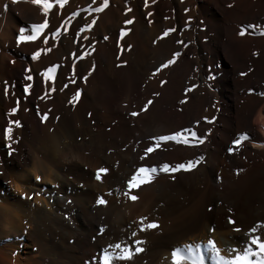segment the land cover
<instances>
[{
  "label": "bare ground",
  "instance_id": "bare-ground-1",
  "mask_svg": "<svg viewBox=\"0 0 264 264\" xmlns=\"http://www.w3.org/2000/svg\"><path fill=\"white\" fill-rule=\"evenodd\" d=\"M131 1L129 17L136 19L119 38L121 17H112L110 6L94 15L92 29L75 35L92 22L79 11L92 0H68L64 8L53 3L47 18L31 0H0V128L10 102L19 104L13 115L21 118V127L13 128L14 143L0 135V264H99L101 249L117 241L144 251L112 264H160L161 258L171 264L174 248L212 239L219 249L231 234H245L244 226L264 230V96L257 94L264 92V36L259 35L264 31V0L151 1V23L144 17L143 0ZM73 11L78 16L65 31V19ZM185 17L192 24L189 31L183 29ZM38 23L48 26L35 41L17 45L19 28L30 35L27 25ZM248 24L258 27L237 35ZM57 27L61 32L53 37ZM232 27L236 33L231 35ZM167 28L175 31L154 44ZM118 39L123 46L119 59ZM37 50L41 55L32 61ZM177 51L176 62L149 79ZM80 53L83 59L77 58ZM52 65L57 73L45 82L40 72ZM25 67L32 81L23 79ZM209 74L214 79L205 83ZM82 76L86 82L80 81ZM160 80L166 84L161 86ZM28 83L32 87L25 96ZM192 84L197 87L185 93ZM76 89L81 95L70 105ZM149 99V110L128 115ZM45 113L41 123L39 116ZM202 113L216 119L207 124ZM253 115L261 124L257 131L248 127ZM185 128L198 136L211 131L197 147L169 142L139 159L150 137ZM234 133L248 139L228 154ZM10 145L11 155L6 154ZM198 155L205 160L193 171L155 176L149 190L144 192L142 185L130 193L138 194L136 201L124 195L125 181L136 167L175 164ZM98 167L109 170L99 182L94 179ZM97 195L106 197V206L95 205ZM141 217L145 223L159 219L160 228L140 232ZM229 217L235 219L234 227L227 223ZM100 227L105 228L102 234ZM137 240L144 243L135 245ZM201 255L212 260L210 251L201 248Z\"/></svg>",
  "mask_w": 264,
  "mask_h": 264
},
{
  "label": "snow or ice",
  "instance_id": "snow-or-ice-1",
  "mask_svg": "<svg viewBox=\"0 0 264 264\" xmlns=\"http://www.w3.org/2000/svg\"><path fill=\"white\" fill-rule=\"evenodd\" d=\"M13 3L16 2V0H12ZM156 0H152V3H155ZM31 3L33 5H36L39 7L40 12L45 18H47L49 14V10L53 8V3L57 5L59 8H64V6L68 3V0H31ZM97 0H92V4H89L87 7L80 9L81 12L89 13L90 15L92 13L99 14L103 10H105L109 6V0H99L98 6L93 7V4H96ZM231 6V5H230ZM144 7H148V0H144ZM130 9L125 7V13L129 12ZM185 12H188V9H184ZM59 15V13H57ZM152 13L149 12L148 16H151ZM78 16L77 11H73L70 14V18H66L64 22V30L67 31V23L70 22L71 19H74ZM190 20V18H189ZM95 22V16L92 17V22L84 24L82 27L79 28V31L76 32V36L79 37L81 33H84L86 30L92 29L93 23ZM134 22L133 19H126L124 21L125 25H131ZM151 23V21H149ZM47 23H38V24H29L27 25V29L30 30L31 34H25L26 28L20 27L19 28V34L16 35L15 41L16 44L19 45L21 42H27V41H35L37 37L45 30L47 27ZM254 27H258L257 25L248 24L246 26L240 27L237 35L244 36L248 29H252ZM174 28H167L165 29L160 36L156 38V40L153 41L155 44L158 40H161L162 38L167 37L171 32H174ZM61 32V28L57 27L54 32L51 33L53 37H57L58 34ZM126 35V31L124 29H121L119 32V38H123ZM259 35L264 36V31L260 32ZM49 37L45 35L43 37L44 41H48ZM85 40L88 39L87 36L84 37ZM105 40L108 39L107 36L104 37ZM73 43H76L74 40ZM177 44H180L181 41L177 40ZM92 45H89L91 47ZM55 47V45H53ZM82 47V45H81ZM184 47H187V44L184 45ZM117 48H120L119 39L117 40ZM131 46H128V49L130 50ZM48 49H44V51H47ZM121 53L118 52L117 59H119V55ZM180 52H173L171 54V58L167 59L163 63H160L159 66H157L152 74L149 76V79H151L156 74L160 73L162 70L168 68L169 66L173 65L177 57L180 56ZM41 55V51H33L31 53V60L36 61L37 58ZM253 55H256L254 52ZM84 53H80L77 58L83 59ZM126 62L123 64H118L117 66H124ZM94 70L93 68H90L88 70V75H91V73ZM24 73H26L23 76V79L25 81H32L33 76L29 73V68L25 67L23 69ZM193 71H196L193 69ZM57 73V67L55 65H52L48 67L46 70L40 72V76L43 78V81L49 82L54 79L55 74ZM241 76L245 75V73H240ZM81 82H86L87 76H82L79 78ZM214 79V76L209 74L207 75L205 79V83L208 81H212ZM76 81L73 79L72 83H75ZM161 86H164L166 84V81L160 80L159 81ZM32 87L31 83L25 84L23 86V94L27 96L29 94V89ZM197 87L196 84H192L191 87L186 88L184 91L185 93L192 91V89H195ZM3 91L5 94L9 91V85L5 83L3 85ZM251 93V89L249 90ZM258 95L264 96V92L257 93ZM81 95V90L76 89L74 95L69 99L68 103L71 105L75 101H78L79 97ZM159 93H153V96H158ZM185 100H180L179 103L183 104ZM153 104V100L149 99L147 102H145L142 107L139 108V111H131L128 113L131 117H137L140 113H144L147 110H149L150 105ZM17 108L12 107L9 111V115L16 113ZM27 111V109H25ZM91 115V114H89ZM40 122L44 123L47 119V113L39 116ZM205 120V123L212 124V122L216 119L214 116L211 119L203 118ZM8 126L3 129V138L5 141H8L10 139L11 134V127L15 124V126L19 127V122L14 121L12 119H9L7 121ZM52 131V129H50ZM211 131L209 129L207 132L204 133L203 136H198L196 131L192 130L191 128H185L179 131H175L171 134H161V135H155L149 138L151 141L149 146L144 147L142 154L139 156V159L141 161H144L145 158L149 157L150 154L154 153L157 149H159L162 145L167 144L169 142H173L177 145H185L189 147H197L199 145H202L205 143V137L208 135V133ZM248 137L244 134L238 135L233 141L232 146L227 149L228 153L231 154L234 149L239 148L242 141H246ZM137 144L140 142L137 141ZM135 151V149H133ZM9 155H11V151H9ZM205 157L203 155H198L194 159H188L183 162H177L175 164H171L168 162L160 163L158 166H138L134 169L132 174L126 179L125 185H124V195L126 198L130 201H136L138 198L136 195H131L130 193L141 187L142 185H148L152 182L153 178L159 174H167V175H173L177 172H184L189 173L197 168L199 164L204 162ZM109 170L104 167H98L95 170L94 173V179L98 182L101 181L102 175L107 174ZM37 180L40 179L39 176L36 177ZM220 178L217 177V180ZM39 195V193H37ZM107 195H112V192L110 191L107 193ZM23 198V197H22ZM28 199H31V196L27 197ZM107 201L102 198L101 196L97 195L95 198V205L96 206H106ZM68 216H65V219H68ZM145 217H141L137 223L140 225L139 231L144 232L146 230H152L156 229L158 227V224L156 222H147L145 223ZM227 223L229 225H232L234 221L232 219H228ZM213 229H209V232H211ZM234 232L239 233L241 231L240 228H233ZM257 228L252 227L249 228L248 234L246 233V242L242 244L241 247H234L231 249L234 255H232L229 258H225L221 256L219 250L217 249V246L215 245L214 241L212 239H208L206 244H195V245H187L184 247V249L181 248H174L171 251V264H182V262H187V264H206L205 258L201 255V248H203L205 251H210L212 254V260L214 264H264V239H262L259 235H256ZM105 232L104 227H100L98 230V234H102ZM132 237L136 236V232L133 231L131 233ZM144 241L137 240L135 241V245H141ZM108 249H112V251H109ZM144 249L135 246L134 250L132 247H130L128 244L124 243L123 241H117L115 243H110L107 248L101 249L100 255H99V264H112V262L119 261V262H127L130 261L135 255L143 252ZM95 259V258H94ZM85 264H89L88 261H85Z\"/></svg>",
  "mask_w": 264,
  "mask_h": 264
},
{
  "label": "rangeland",
  "instance_id": "rangeland-1",
  "mask_svg": "<svg viewBox=\"0 0 264 264\" xmlns=\"http://www.w3.org/2000/svg\"><path fill=\"white\" fill-rule=\"evenodd\" d=\"M114 1V2H113ZM151 1L152 0H148V7L147 8H145L144 7V0H143V2L141 3V6L144 8V9H146V12H145V14H144V17L147 19V21H148V23H149V21H151V22H153L152 20H150L151 19V16H148V13H149V11L151 12V10H150V6H151ZM89 5V4H88ZM88 5H86V6H84V8L85 7H87ZM112 5V6H111ZM116 5V6H115ZM98 6V5H97ZM109 6L110 7H112V9H111V11L110 12H112V17L114 16V15H116V16H119V17H117V18H120L121 17V20H120V23H121V27L119 28V31L121 30V29H124L125 31L128 29V25H125L124 24V21L126 20V19H136L135 17H134V15H132V17L130 18L129 16H131L130 14H132V10H133V6H134V4H133V2L131 1V0H109ZM113 6H115V7H113ZM93 7H95V6H93ZM125 7H127V8H129L130 9V11L129 12H127V14L125 13ZM149 8V9H148ZM148 9V10H147ZM168 13H171V11H169V9H168V11H167ZM89 14V13H88ZM96 16L97 17V14H95V13H92L91 15L89 14V16L91 17V19H92V17L93 16ZM125 15V16H124ZM186 21V22H185ZM184 26H183V29H186V30H190L191 29V27L190 26H192V24L189 22V18L188 17H185L184 18ZM234 33H236V30H234L233 29V27H232V30H231V32H230V34L232 35V34H234ZM201 39L203 40V41H205L207 38L205 37V36H201ZM121 44V43H120ZM122 45V44H121ZM121 48H119V49H117V54H118V52H122V49H123V46H120ZM118 50H121V51H118ZM121 55V54H120ZM120 55H119V57H120ZM117 57V56H116ZM248 92H249V90H247ZM252 94H254V93H252ZM41 95V99H44V93H42V94H40ZM43 95V96H42ZM12 107H16L17 109L19 108V104H17V103H9V105H8V112H7V115L4 117V119H3V121H2V127L0 128V135H2L3 136V129L5 128V127H7L8 126V124H7V121L9 120V119H12V120H14V121H20L21 120V118L19 117V115L17 114L16 116H17V118L19 119H16L15 118V113H14V115L13 114H11V115H9L8 113H9V111H10V109L12 108ZM205 107H207V105L205 104L204 106H203V110L204 109H206ZM200 116H201V119H203V118H207V116H203V113L202 114H200ZM204 120V119H203ZM205 121V120H204ZM259 126H261V124L258 122V119H256V117H255V115H253V116H251L250 117V119H249V123H248V127L249 128H251L252 130H254V131H257L258 130V128H259ZM15 127V124L14 125H12V127H11V134H10V139L8 140V141H11L12 143H14L15 142V139L17 138V134L15 133V132H13L14 131V128ZM19 127H21V125H20V122H19ZM238 135H240L239 133H234L233 135H232V141L238 136ZM206 139H207V137H205V141H206ZM232 146V145H231ZM230 146V147H231ZM12 146L10 145V147H8V150H7V153L6 154H8L9 153V151H11V148ZM237 149H234L233 150V152H232V154L235 152H237L238 150H240V147L238 148V150L236 151ZM227 153H228V151H227ZM229 154V153H228ZM133 172V171H132ZM132 174V173H131ZM154 178H156V177H154ZM153 178V179H154ZM153 181V180H152ZM145 189V190H144ZM143 190H144V192L145 191H147V190H149V184L147 185V187H146V185H145V188H144ZM137 197H138V194H137ZM105 200H106V197L104 198ZM130 201V200H129ZM223 218H224V216H223ZM230 219H232L233 221H234V225H235V219L234 218H232V217H229ZM140 219V218H139ZM157 222V224H158V228H156V229H159L160 228V226H161V221L158 219H153L152 221H149V222ZM159 221V222H158ZM160 224V225H159ZM231 225V226H233L234 227V225ZM230 226V227H231ZM249 227L250 228H252V227H256V226H251V225H247V226H244V228H243V233H248V230H249ZM245 228H246V230H245ZM156 229H153V230H156ZM262 231V232H261ZM231 233H233V232H231ZM245 233V234H246ZM245 234H242V236H234L233 234H231V236L232 237H227L226 239H224V244L221 246L220 245V247H219V252H220V254H221V256H223V257H225V258H229V257H231L232 255H234L235 253H233L232 251H231V249L232 248H234V247H241L242 246V244L243 243H245L246 242V239H247V237H246V235ZM248 234H251V233H248ZM256 235H259L262 239H264V230H258V228H257V231H256V233H255ZM234 238V239H233ZM244 239V240H243ZM228 240V241H227ZM233 242H232V241ZM231 241V242H230ZM228 242H230V243H228ZM226 248V249H225ZM223 249V250H222ZM231 251V252H230ZM229 252V253H228ZM228 253V254H227ZM168 259V258H167ZM166 258H165V261H164V258L162 259H160L161 261H159L160 262V264H167V260ZM206 261V264H214V262L211 260V259H208V260H205ZM158 262V263H159ZM163 262V263H162ZM212 262V263H211Z\"/></svg>",
  "mask_w": 264,
  "mask_h": 264
}]
</instances>
